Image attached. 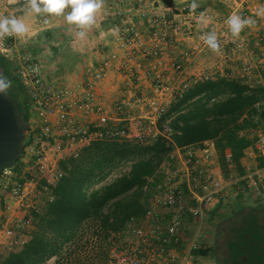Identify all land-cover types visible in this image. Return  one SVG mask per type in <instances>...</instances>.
Returning a JSON list of instances; mask_svg holds the SVG:
<instances>
[{"label":"built area","instance_id":"obj_1","mask_svg":"<svg viewBox=\"0 0 264 264\" xmlns=\"http://www.w3.org/2000/svg\"><path fill=\"white\" fill-rule=\"evenodd\" d=\"M154 1L132 0V9L152 27L151 43L145 42L135 16L125 14L117 6L116 15L121 18L123 28L115 39L122 54L113 50L99 65L86 68V79L75 86L47 81L36 57L29 51H21L24 36L0 37V53L11 61L28 95L32 119H29L22 156L29 155L26 163L32 162L40 173L39 177L29 180L34 182V189L38 183L41 185L38 191L28 185L29 181H17L10 186L11 196L26 208L12 222L6 219L0 223V258L29 240L32 212L42 209L34 197L43 193L46 202L52 199L50 185L63 173L62 158L77 156L84 146L102 138H125L139 144H152L159 136L169 138L172 128L166 114L171 104L197 81L225 76L251 86L264 84V0H219L221 10L182 9L174 14L165 11L151 14ZM25 2L0 0V16H22ZM201 12L209 20L203 29L197 22ZM231 12L252 17L256 23L245 28L254 31H243L234 38L225 23ZM56 18L52 15L45 23L39 15L34 16L31 25L34 33L51 27ZM213 29L221 41L219 52H215L223 64H228V69L201 71L198 75L189 73L187 67L197 53L213 51L200 39L202 32ZM185 39L191 41L190 45L180 44ZM249 43L257 48L255 63L248 60ZM168 47L178 48L177 55L166 67L161 66ZM114 60L130 70L127 73L130 95L113 104L118 123L111 121L109 110L97 92L99 82ZM145 62L152 69L147 93L138 89L140 68ZM249 117L251 125L240 131L252 140L245 149L247 162L242 173L224 175L211 161L215 152L209 144L200 151L192 145L175 147L154 174L146 178L142 215L132 216L118 230H104L97 220L86 221L70 247V257L79 261L78 264H202L198 250L208 242L206 218L229 198V188L240 185L257 192L264 200L263 101L253 104ZM226 158L233 166L230 153H226Z\"/></svg>","mask_w":264,"mask_h":264},{"label":"trees","instance_id":"obj_2","mask_svg":"<svg viewBox=\"0 0 264 264\" xmlns=\"http://www.w3.org/2000/svg\"><path fill=\"white\" fill-rule=\"evenodd\" d=\"M0 64L5 66L4 76L12 81L8 90L30 119L32 110L20 76L1 53ZM257 101L264 102V84L251 86L225 76L200 80L171 104L166 114L172 128L169 138L159 136L152 144L102 138L84 146L77 156L62 158L63 173L50 185L52 199L40 211L32 212L29 240L18 249L5 252L0 264H78L68 249L83 224L97 220L104 230H118L132 216L142 215L146 178L154 174L175 147L210 139L225 170L227 150L239 165L252 143L240 131L251 125L249 115ZM113 173L116 175L108 179ZM207 252L206 248L198 250L202 255Z\"/></svg>","mask_w":264,"mask_h":264},{"label":"crops","instance_id":"obj_3","mask_svg":"<svg viewBox=\"0 0 264 264\" xmlns=\"http://www.w3.org/2000/svg\"><path fill=\"white\" fill-rule=\"evenodd\" d=\"M179 3L182 5V8H178L173 3L161 2L159 0L151 5V14H157L163 11L168 14H174L182 9H190L189 5L191 0H179ZM196 3L198 4V7L195 10L200 8V10L204 8L209 10L219 8L221 10L222 8V4L219 0H196ZM117 6H120L125 14L127 13L135 16L145 42L147 44L151 43L152 27L147 20L139 17L135 10L132 9V0H103L102 7L98 10L96 15V25L87 32L86 37L83 40L76 37L75 33L78 29L74 25H69L64 17L58 18V21H56L57 24L52 26V28L55 29L56 34L53 32L51 33V37L50 35H47L44 39H40V45L37 50L38 52L35 53V56L42 66L43 75L47 81L60 82L75 86L86 79L84 75L86 68L97 66L104 56L102 53L103 50H109L116 46V33L123 28L121 18L116 15L115 9ZM26 23L29 25L30 29L28 34L35 35V31L31 26L32 23L27 20ZM24 39L26 40L25 36ZM190 42V40L185 39L181 41L180 44L182 46L185 44L190 45ZM29 43L28 40L23 44L28 46ZM251 46L252 44H250V48ZM253 48L256 55L257 48ZM177 51L178 48L168 47V55L161 66L164 65L166 67L168 61L176 57ZM205 54L206 51H202L194 56L193 61L187 67L189 73L198 75L201 71L205 70L214 72L220 68L228 69V64H223L222 60L214 51H211V54ZM6 60L9 62L7 58ZM255 60L256 56L254 61ZM232 64L234 63L231 62L230 65ZM238 64L241 63L238 62ZM114 65L115 64L108 68L106 75L99 82L97 92L102 102L109 110L111 121H113V123H118V113L114 110L113 104L120 96H129L130 93L128 92V89L124 87L126 85L125 82L128 79V74L117 71ZM148 65L150 64L143 63L139 73L138 89L144 93L150 91L151 85V76L148 70ZM206 144H209L215 152L214 157L211 160L212 163L217 165V167L219 166L224 175H227L230 172L240 174L244 171L247 162L245 154L240 158L239 165L234 162V165L230 166L229 163H227V170H225L219 159L218 151L213 140L208 139L202 143L193 144L192 146L200 151V149ZM226 153H230V151L227 150ZM17 171H21V168L17 167ZM34 176L35 173L31 172L22 177L24 178V181H29L30 178H35ZM28 185L35 191L41 189L40 183L37 184L35 189L34 182L29 181ZM37 195H40L41 205L42 207H45L47 204L46 195L43 193ZM260 204L264 205V200L262 201V198L257 192L243 189L240 185L231 186L229 188V198L218 205L212 215H209L210 221L206 222L205 231L207 233L208 242L205 248L208 249V252L209 250H212L215 245L217 227L220 225L224 226L229 218L233 217L234 220L231 221V224H233L234 228L230 234L232 235L235 233V236L238 238L237 241H233L230 245L233 251V257L236 258L233 263H238L243 260L244 264H264V229L261 227L260 215H256L253 211L254 208ZM221 208H227V211L229 212L234 208L240 210L233 214H228L226 220L221 222L218 220V212ZM14 216L17 217L19 214H15ZM262 222L264 223V218H262ZM253 247H256L257 249H252ZM206 254H201L202 264H214L213 259H205L204 255Z\"/></svg>","mask_w":264,"mask_h":264},{"label":"clouds","instance_id":"obj_4","mask_svg":"<svg viewBox=\"0 0 264 264\" xmlns=\"http://www.w3.org/2000/svg\"><path fill=\"white\" fill-rule=\"evenodd\" d=\"M102 4L103 0H26L22 16L15 14L0 16V37L25 36L30 31L25 17L38 14L45 23L52 15H63L69 25H74L78 29L75 33L76 37L83 40L87 32L96 25V15ZM197 7L196 0H191L189 8L195 10ZM197 22L201 29L209 24L203 12L199 14ZM225 23L231 35L237 38L246 26L254 25L256 21L252 17H242L240 14L232 13L226 17ZM200 39L209 49L219 52L221 41L214 29L202 32ZM11 84L12 81L0 73V93L9 89Z\"/></svg>","mask_w":264,"mask_h":264},{"label":"rangeland","instance_id":"obj_5","mask_svg":"<svg viewBox=\"0 0 264 264\" xmlns=\"http://www.w3.org/2000/svg\"><path fill=\"white\" fill-rule=\"evenodd\" d=\"M159 0H156L154 3H156V2H158ZM161 2H166V3H173V4H175V6H177L178 8H182V5H180V3H179V0H160ZM239 11V10H238ZM232 13H237V14H240V12H231L230 14H232ZM241 15V14H240ZM34 16H38V14H34V15H31V16H27V17H25V21L27 20V21H29V22H31L32 24L31 25H33V21H34ZM242 16V15H241ZM60 17H63V15H61V16H58V18H60ZM58 18H56V19H54L53 20V25H55V24H57L56 23V21H58ZM52 25V26H53ZM52 26L51 27H47V28H49V29H47V28H44V29H42V30H40L38 33L36 32L35 33V35L33 34V35H29V34H26L25 35V37H26V40L24 41V44L26 43V41H28L29 40V44H28V46L27 45H24V44H22V50L21 51H23V50H26V51H29L34 57H36L35 56V53L36 52H38L37 50H38V48H39V45H40V43H39V41H40V39H44L47 35H50V37H51V33H53L54 32V34H56V32H55V29L54 28H52ZM249 30H251V31H254V29L253 28H250V29H248V28H244L242 31H241V34L240 35H242V33H243V31H244V33H245V31L247 32V31H249ZM256 30V29H255ZM119 31V30H118ZM117 31V32H118ZM117 34V33H116ZM30 38V39H29ZM32 38V39H31ZM116 38V37H115ZM32 40V41H31ZM115 41H116V39H115ZM181 41H183V40H181ZM32 42V43H31ZM185 46H188L187 44H185ZM181 47V46H180ZM254 46L252 45L251 46V48H250V43L246 46V49L248 50V52H249V54L248 55H250L249 57H248V60L249 61H252V63H255V61H254V59H255V53H254V48H253ZM46 48H47V46H46ZM44 49H45V47H44ZM46 50V49H45ZM113 50H115V51H119V53H121L122 54V49H121V47L119 46V44L117 43V41H116V46L114 47V48H110L109 50H106L105 49V51L103 50V54H104V56L102 57V59H101V61H103L104 59H107L108 58V56H109V54H110V52L111 51H113ZM42 51V50H41ZM215 52V51H214ZM216 53V52H215ZM240 53V52H239ZM207 54H211V51L209 50V51H206V54L205 55H207ZM242 54V53H241ZM204 55V56H205ZM216 55H218L217 53H216ZM239 57H241V55L239 56ZM37 59V58H36ZM38 60V59H37ZM100 61V62H101ZM10 62V64H11V66H12V63H11V61H9ZM230 63L232 62V59H231V61H229ZM146 63V62H145ZM113 64H115L114 65V67L117 69V71H119V72H123V73H128L130 70H128V68L126 69V68H123V67H120L119 66V63L116 61V60H114V61H111V64H110V66L109 67H112V65ZM99 65V64H98ZM143 65V64H142ZM140 70H141V68H140ZM148 70H149V73L151 72V66L150 65H148ZM206 71V70H205ZM150 76H151V73H150ZM214 78H216V77H214ZM125 88H127V86L129 85L128 83H127V81L125 82ZM125 96V95H124ZM124 96H120L119 97V99H121V98H123ZM31 119H32V117H31ZM54 149V148H53ZM30 156L29 155H23V156H21L20 158H19V160L16 162V164H15V166H13V167H8V169H7V171L5 172V173H3L1 176H0V223L1 222H4L6 219H9V222H12V219L14 218H16V216H14L15 214H19V215H21L23 212H24V208H26L24 205H20V203H18L17 201H16V199L14 198V197H12L11 196V192H10V186H12L13 185V183H15V182H17V181H19V179H20V177H22L23 175H25V174H27V173H31V172H33V173H35V176L36 177H39L40 176V173H38L37 171H36V169L32 166V162H30V163H26V161H25V159H27V158H29ZM32 163V164H31ZM29 166V167H28ZM17 167H20L21 168V171H17ZM36 173L38 174V175H36ZM116 175V173H113V174H111L109 177H108V179H110L112 176H115ZM35 177V178H36ZM37 194H39V193H37ZM35 199L37 198V202H40L41 203V200H40V195H36L35 197H34ZM243 206H246V205H243ZM41 207H42V205H41ZM42 208H44V207H42ZM228 209L227 208H221V209H219V212H218V214H219V216H218V220H220L221 222L222 221H225L226 220V218H227V216H228V214H233L234 212H238V210H240V209H233L231 212H229V211H227ZM18 211H20V212H18ZM13 214V215H12ZM207 221H210V216H208L207 218H206V221L205 222H207ZM262 248H263V246H262ZM252 249H257L256 247H253ZM69 250H70V248L68 249V252H69ZM53 260H54V257L53 258H51L50 260H49V263H51V262H53Z\"/></svg>","mask_w":264,"mask_h":264},{"label":"water","instance_id":"obj_6","mask_svg":"<svg viewBox=\"0 0 264 264\" xmlns=\"http://www.w3.org/2000/svg\"><path fill=\"white\" fill-rule=\"evenodd\" d=\"M0 64V73H5ZM29 118L19 109L13 94L7 89L0 93V175L16 164L22 156Z\"/></svg>","mask_w":264,"mask_h":264},{"label":"flooded vegetation","instance_id":"obj_7","mask_svg":"<svg viewBox=\"0 0 264 264\" xmlns=\"http://www.w3.org/2000/svg\"><path fill=\"white\" fill-rule=\"evenodd\" d=\"M251 209V208H250ZM252 211V210H251ZM254 213L260 215L261 227L264 229V223L262 218H264V205L260 204L254 208ZM234 218H229L228 222L224 226H218L215 235V245L212 250H209L205 256L206 260H214V264H244L243 260L238 263H233L236 258L233 257V251L230 247L233 241H237L238 238L235 233L232 235L230 232L233 230L234 226L231 221ZM228 232V233H227Z\"/></svg>","mask_w":264,"mask_h":264}]
</instances>
